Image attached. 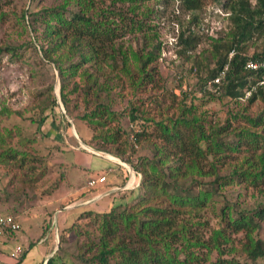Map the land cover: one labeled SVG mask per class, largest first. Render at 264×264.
<instances>
[{"label": "trees", "instance_id": "16d2710c", "mask_svg": "<svg viewBox=\"0 0 264 264\" xmlns=\"http://www.w3.org/2000/svg\"><path fill=\"white\" fill-rule=\"evenodd\" d=\"M53 1L30 12L34 37L43 56L58 70L62 101L66 81L72 80L71 93L80 92L87 107L93 103L81 119L97 127L105 126L116 113L110 104L111 88L124 81L138 85L153 78L161 42L147 30L149 12H137L142 0H129L125 6V0H121L122 4H116V0ZM180 3L190 18L177 34L178 53L199 75L203 95L224 102L241 98L246 101L235 112L244 118V124L231 126L228 118L220 122L204 120L192 110L191 102L168 119L145 118L147 124L152 121L158 127L160 140L152 138L143 124V129L134 133L140 150L127 138L124 148H120L123 143L118 137L119 126L116 130L109 125L100 128L101 149L139 173L138 193L124 205L110 203L103 211L82 210L63 229L78 236L75 250L67 253L59 246L46 264H256L264 257V239L259 236L264 223V189L258 186V182L264 184V155L258 156L262 162L252 155L242 163L225 160L244 148L254 153L264 148V109L255 115L245 113L256 100L264 103V84L258 83L261 69L245 66L249 59L264 58V0ZM208 5L223 9L227 31L223 36L211 37L206 50L198 48L203 40L194 26L199 23V11ZM127 34L133 42L128 39L125 43L123 37ZM17 48L15 44L0 46V55L14 53ZM217 76L218 82L207 84ZM185 98L183 92L181 100ZM41 110L39 124L51 117L43 106ZM135 117L131 114V120ZM139 136H143L141 142ZM0 143V162H10L18 168L26 164V155H19V150L24 149L2 138ZM107 143L115 144V148L104 146ZM42 174L21 176L22 187L33 185ZM126 179L127 175L121 186ZM234 184L244 189L251 187L263 196L250 207L223 203L218 226L214 227L205 218L207 207L215 197L225 195L226 186ZM118 192L126 191L116 190L108 197L113 201V194ZM72 202L74 198L70 197L63 206ZM91 216L90 224H81L82 219ZM51 221L50 218L45 230ZM13 233L0 238L9 240Z\"/></svg>", "mask_w": 264, "mask_h": 264}, {"label": "rangeland", "instance_id": "374dc122", "mask_svg": "<svg viewBox=\"0 0 264 264\" xmlns=\"http://www.w3.org/2000/svg\"><path fill=\"white\" fill-rule=\"evenodd\" d=\"M52 2L54 1L0 0V46L18 45L14 53L4 52L0 55V138L7 144L24 149L19 150V155L21 153L26 155V164L21 168L10 162H0V212L15 214L21 223V228L10 236V238L16 236L15 239L23 247L21 258L12 257L16 261L14 264H39L40 250L49 244L50 236L47 235L45 241L39 240L44 234L35 226L33 220L42 223L49 221L53 208H56L55 197H62L66 191L75 187L78 181L83 183L84 178L79 179L76 175L71 180L66 179L65 168L58 159L61 156L70 158L72 151L65 148L58 152L60 155L57 154V150H61L60 146L63 144L67 147L70 144L77 145L80 139L87 147L105 151L101 149L103 143L98 137V132L107 125L113 130L118 126L121 128L118 137L123 144L120 148H124L126 138L130 140L131 132H140L143 129V124L146 131L151 132V137H155L157 141L160 140L158 127L152 121L147 124L145 118L168 119L178 114L185 107L184 104L189 105L191 102L194 103L192 110L203 116L204 120L208 118L211 122H220L228 118L231 126L236 127L242 126L245 121L240 113L235 112H238L246 101L241 98L237 101L224 102L219 98L211 99L203 95L200 90L199 75L191 70L190 61L178 53L177 34L186 26L190 18V14L183 9L180 0L141 1L137 12L139 10L149 12L146 22L150 27H147V30L153 35L154 40L161 42L159 57L154 61L153 78L138 85L124 81L123 85L111 88L110 104L116 113L115 118L109 120L107 125L97 127L81 119L84 113L89 112L93 103L87 107L80 92L71 93L72 80L66 81L62 90L65 100L62 101L58 70L41 53L39 43L34 37L35 33L31 29L33 24L30 12ZM115 3L122 4V1L116 0ZM128 3L129 0H125L122 6ZM224 14L221 7L214 5L205 6L199 11V23L194 28L198 34H201L203 42L199 43L198 48L209 50L211 37L226 34L227 23ZM130 38L129 34L123 37L125 43ZM133 41L132 39L131 42ZM251 52L252 48H249L248 54ZM204 54L208 53L205 51ZM208 63L210 66L213 65L210 61ZM75 80L78 82L79 78L75 77ZM183 92L186 93L184 101L181 100ZM42 106L43 110L50 112L54 119L50 117L39 124L38 118L42 114ZM247 107L245 113L255 115L264 109V103L256 100ZM131 114L136 115L134 120H131ZM139 138L141 142L143 136ZM132 145L136 150H140V143L136 139L135 144ZM104 146L115 148V144L110 143ZM263 152L264 148L258 149L257 153L249 152L244 148L240 153L225 160L242 163L247 155H252V158L258 161V156L262 158ZM34 172H43V174L33 185L22 187L21 176L32 178ZM62 179L65 180L58 187L59 183H55ZM258 186L262 188L261 190L264 189L262 182H258ZM223 190L225 195L215 197L209 203L205 215L214 227L218 226L220 207L223 203L233 202L238 208L250 207L255 206L263 196L261 192L251 187L244 189L237 184L226 186ZM121 194L123 193L118 192L113 196L120 197ZM134 196L130 195L115 205L130 203ZM224 198L229 200L226 201ZM61 206L62 204L57 209L59 225L63 218L70 223L80 213L77 211L78 208L67 211ZM91 219L92 216L80 222L85 225L84 223L88 221L87 223L90 224ZM74 233V231L72 233L62 231L61 234L60 231H51V239L55 246L53 252L59 246L67 253L74 251L76 247L74 242L78 237ZM259 236L264 239V223ZM16 240L2 243L0 239V251L8 254ZM256 264H264V257Z\"/></svg>", "mask_w": 264, "mask_h": 264}, {"label": "crops", "instance_id": "0c3cea01", "mask_svg": "<svg viewBox=\"0 0 264 264\" xmlns=\"http://www.w3.org/2000/svg\"><path fill=\"white\" fill-rule=\"evenodd\" d=\"M60 148L61 150H57V154H59L58 152L64 150L65 148H67L65 150L72 151V156L70 158H68L67 156H61L58 159L59 162L65 168L64 174L66 179L71 180L72 177L76 175L79 179L84 178V180L83 183H80L78 181L77 185L71 188L70 190L66 191L62 197H55V199H57V202H55L56 208H53V213L51 216L52 224L49 227L47 226L46 230L44 228L47 225L46 224L47 220L44 221L43 223L39 220L38 221L33 220L35 226L41 231L42 234H44V237L41 236L39 240L45 241L46 240L45 237L47 235L50 236L49 244L43 246L42 249L40 250L41 260L39 264H46L47 259L53 254V250L55 246L53 245L54 241L51 239V231L55 230L56 232L59 231L61 232L65 227H67L70 224L68 223V220L66 218L62 219L60 225L58 224L57 209L60 204H62L61 206L62 209H66L67 211L76 208H78L77 211L80 212L82 210L103 211L105 210V208L108 207V205H110V203L112 205H115L116 203H119L122 200H124V198L125 199L128 198V196L130 195L131 196L135 195L134 196L135 198L138 193L137 187L130 186L131 181L136 180L137 178L136 175L134 174L130 175L128 169L129 165L123 162L117 156H114L109 152L95 150L91 147L87 148L80 143H78L77 145L70 144L69 147L63 144V146H60ZM103 164H105V166H103ZM101 175H105L104 182L97 183L94 186L87 185V181L89 178H95ZM126 175H127L126 182L124 183V185L121 186L120 182L122 178ZM64 180L62 179L61 181H59L58 187L62 185ZM116 190H122L126 192L123 194L124 196L115 197L113 198L112 201V198H109L108 194L111 192H115ZM70 197L74 198V202L66 206H63V204L67 203L65 200H69ZM54 209L56 211L55 213H54ZM15 238L16 236L10 238L9 240L13 242L14 240H16ZM1 240L2 243H5L7 241L6 239L5 240L1 239ZM14 244H20V243L17 242L16 240ZM10 251L8 254L4 253V251H0V264H14L16 262L15 259L11 257Z\"/></svg>", "mask_w": 264, "mask_h": 264}, {"label": "built area", "instance_id": "2783aa9c", "mask_svg": "<svg viewBox=\"0 0 264 264\" xmlns=\"http://www.w3.org/2000/svg\"><path fill=\"white\" fill-rule=\"evenodd\" d=\"M245 66H246V68L253 69V70L260 68L261 69V80L258 83L264 84V58L249 59L246 61ZM218 80H219V76L215 77L212 81L209 80L207 82V84L210 85L212 82H218ZM129 138H130L131 142L133 144H135V137H134L133 132H131ZM128 169H129L130 175L134 174L137 177L135 181H131L130 186L131 187H137L139 184V176L140 175H139V173L135 172L129 166H128ZM104 181H105V176L101 175L99 177L89 178L87 181V185L94 186L97 183H101ZM19 229H20V222H19V218L16 215H13L12 213H7V212H4V213L0 212V237L4 236L5 233L10 234V233L15 232ZM22 251H23V247L20 244H15L13 246L12 250L10 251V255H11V257H13L15 259H19V256L21 255Z\"/></svg>", "mask_w": 264, "mask_h": 264}, {"label": "water", "instance_id": "95a60500", "mask_svg": "<svg viewBox=\"0 0 264 264\" xmlns=\"http://www.w3.org/2000/svg\"><path fill=\"white\" fill-rule=\"evenodd\" d=\"M80 142V141H79ZM81 144H83L85 147H87L84 143H82V142H80ZM87 148H90V147H87ZM129 167H131V166H129ZM132 168V167H131Z\"/></svg>", "mask_w": 264, "mask_h": 264}]
</instances>
